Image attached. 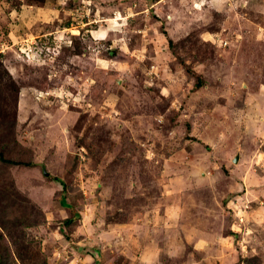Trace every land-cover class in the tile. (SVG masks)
<instances>
[{
  "label": "rangeland",
  "instance_id": "rangeland-1",
  "mask_svg": "<svg viewBox=\"0 0 264 264\" xmlns=\"http://www.w3.org/2000/svg\"><path fill=\"white\" fill-rule=\"evenodd\" d=\"M0 153V264H264V0H0Z\"/></svg>",
  "mask_w": 264,
  "mask_h": 264
},
{
  "label": "trees",
  "instance_id": "trees-1",
  "mask_svg": "<svg viewBox=\"0 0 264 264\" xmlns=\"http://www.w3.org/2000/svg\"><path fill=\"white\" fill-rule=\"evenodd\" d=\"M0 159H1L2 161L6 162V163H9V164H12V165H19V164H21L20 162H16V161H13V160H10V159L5 158L4 154H2V153H0ZM24 164H25V163H24ZM33 165H35V164H32V163L27 164V166H33ZM43 171H44V174H45L46 176H50L51 179L62 182V181H61L60 179H58L57 177H53V176L49 175V173L46 171L45 168H44ZM74 217H80V214H75ZM72 221H73V219H69L67 222L70 223V222H72Z\"/></svg>",
  "mask_w": 264,
  "mask_h": 264
},
{
  "label": "water",
  "instance_id": "water-1",
  "mask_svg": "<svg viewBox=\"0 0 264 264\" xmlns=\"http://www.w3.org/2000/svg\"><path fill=\"white\" fill-rule=\"evenodd\" d=\"M239 160H240V155H239V156H237V158L235 159V162H236V163H238V162H239Z\"/></svg>",
  "mask_w": 264,
  "mask_h": 264
}]
</instances>
